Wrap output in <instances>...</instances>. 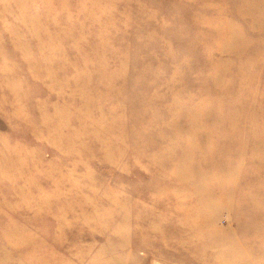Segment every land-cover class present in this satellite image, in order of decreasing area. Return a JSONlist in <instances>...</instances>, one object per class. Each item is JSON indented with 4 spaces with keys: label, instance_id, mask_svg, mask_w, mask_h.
Here are the masks:
<instances>
[{
    "label": "rangeland",
    "instance_id": "374dc122",
    "mask_svg": "<svg viewBox=\"0 0 264 264\" xmlns=\"http://www.w3.org/2000/svg\"><path fill=\"white\" fill-rule=\"evenodd\" d=\"M247 257L264 0H0V264Z\"/></svg>",
    "mask_w": 264,
    "mask_h": 264
},
{
    "label": "bare ground",
    "instance_id": "6f19581e",
    "mask_svg": "<svg viewBox=\"0 0 264 264\" xmlns=\"http://www.w3.org/2000/svg\"><path fill=\"white\" fill-rule=\"evenodd\" d=\"M196 215L195 216H197V215H199L198 213H195ZM227 222V221H226ZM195 224H196V226H197V220L195 221ZM199 226V225H198ZM244 263L245 264H250L249 263V258L247 257L245 260H244ZM160 264V263H159ZM228 264H236V262L233 260V259H230V261L228 262Z\"/></svg>",
    "mask_w": 264,
    "mask_h": 264
}]
</instances>
